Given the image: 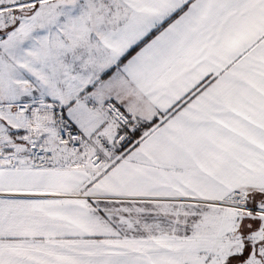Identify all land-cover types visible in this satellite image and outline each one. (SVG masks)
I'll use <instances>...</instances> for the list:
<instances>
[{
    "label": "snow or ice",
    "instance_id": "6c2138e0",
    "mask_svg": "<svg viewBox=\"0 0 264 264\" xmlns=\"http://www.w3.org/2000/svg\"><path fill=\"white\" fill-rule=\"evenodd\" d=\"M0 264H264V0H0Z\"/></svg>",
    "mask_w": 264,
    "mask_h": 264
}]
</instances>
